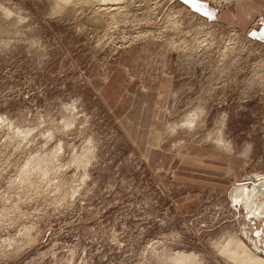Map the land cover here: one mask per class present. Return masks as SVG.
Returning <instances> with one entry per match:
<instances>
[{
  "label": "rangeland",
  "instance_id": "374dc122",
  "mask_svg": "<svg viewBox=\"0 0 264 264\" xmlns=\"http://www.w3.org/2000/svg\"><path fill=\"white\" fill-rule=\"evenodd\" d=\"M97 1L0 0V264H264V43Z\"/></svg>",
  "mask_w": 264,
  "mask_h": 264
},
{
  "label": "crops",
  "instance_id": "0c3cea01",
  "mask_svg": "<svg viewBox=\"0 0 264 264\" xmlns=\"http://www.w3.org/2000/svg\"><path fill=\"white\" fill-rule=\"evenodd\" d=\"M189 1L195 9L208 15L210 19L218 20L244 33L247 32L251 39L264 43V0H238L235 5L227 6L223 10L210 7L204 2ZM233 176L237 177V171ZM187 257L192 258V256Z\"/></svg>",
  "mask_w": 264,
  "mask_h": 264
},
{
  "label": "bare ground",
  "instance_id": "6f19581e",
  "mask_svg": "<svg viewBox=\"0 0 264 264\" xmlns=\"http://www.w3.org/2000/svg\"><path fill=\"white\" fill-rule=\"evenodd\" d=\"M56 1H58V3L57 2H55V4L56 5H61V3H67L69 0H56ZM97 1V0H96ZM131 1V0H130ZM138 1V0H137ZM144 1V0H143ZM151 1V0H150ZM87 2H88V0H87ZM97 2H99V4L100 5H104V6H107V9L108 8H110L109 7V5H111L112 6V8H113V6H115V5H120L121 3H122V5L124 4L123 2H125V0H98ZM97 2H96V4H97ZM127 3H128V1H127ZM132 3V2H131ZM99 4H97V6L99 5ZM129 4V3H128ZM133 4V3H132ZM125 6L127 7V5L125 4ZM58 7V6H57ZM101 8H102V6H101ZM116 8V7H115ZM113 9L112 11H115V10H119L120 8H122V7H118L119 9ZM154 8V7H153ZM103 9H105V8H103ZM102 9V11H106V10H103ZM124 9V8H123ZM122 9V10H123ZM61 10V9H60ZM101 11V10H100ZM108 12V11H107ZM120 12H122V11H120ZM90 13V12H89ZM10 14V13H9ZM106 14V13H105ZM107 14H110V13H107ZM111 15V14H110ZM113 15H115V14H113ZM174 26V25H173ZM163 31V30H162ZM165 31V30H164ZM163 31V32H164ZM161 32V31H160ZM147 33V32H146ZM142 34H140V32H139V36H141ZM146 35V34H145ZM148 35V34H147ZM146 35V36H147ZM153 35V34H152ZM142 37V36H141ZM149 37V35L147 36V38ZM136 38V37H135ZM140 38V37H139ZM182 43V42H181ZM176 47V46H175ZM88 152V151H87ZM81 155V154H80ZM83 155V154H82ZM84 157H86V156H84ZM81 158V157H80ZM73 159H75V158H73ZM77 161V160H76ZM78 161H79V159H78ZM74 163H76L75 162V160H74ZM80 163V162H79ZM76 164H78V163H76ZM83 164V163H82ZM43 170H44V168H43ZM60 171V170H59ZM50 172V171H49ZM48 173V172H47ZM45 178H46V176H45ZM245 185H251L249 188H241V186H245ZM238 188H241V189H239V190H237V196H234L235 195V192H234V194H233V198H232V200H233V203L235 204V205H238L239 206V208L240 207H244L243 206V204L245 205V203L247 202H245V201H243V202H239V198H241L242 199V197L243 196H245L246 195V193L249 195V197L251 198V202H250V205H251V207L254 205V203H257V201H261V199H264V177H257V180L256 181H253V180H251V181H248V182H246V183H243V184H237L236 185ZM236 189V187H234V190ZM233 190V191H234ZM238 198V199H237ZM240 203H243V204H240ZM262 203L264 204V201H262ZM15 208V207H14ZM256 208V207H255ZM17 210V209H16ZM248 211H249V213H247L246 215H247V217L248 218H250L251 216H252V214L254 213V212H252V210L249 208L248 209ZM257 215H258V219L259 218H263L264 217V205H262L261 207H260V211H259V213L258 212H255ZM261 235V234H260ZM25 244V243H24ZM175 258H177V257H175ZM191 259V261H193L194 262V259L193 258H189V257H187V256H182V257H178V261L179 262H183L184 261V259ZM174 260H176V259H174ZM182 260V261H181ZM179 262H178V264H179ZM188 262V261H187ZM176 263V262H175Z\"/></svg>",
  "mask_w": 264,
  "mask_h": 264
},
{
  "label": "clouds",
  "instance_id": "9594fccd",
  "mask_svg": "<svg viewBox=\"0 0 264 264\" xmlns=\"http://www.w3.org/2000/svg\"><path fill=\"white\" fill-rule=\"evenodd\" d=\"M221 115L226 117L227 114H221ZM226 143L228 144V149H229L230 151H231V150H234V145H233V143H232L231 140L226 141ZM253 147H254V146H253L251 143H247V142L244 143V144L242 145L240 151H239V156H240L241 158H244V157L250 155L251 152L253 151Z\"/></svg>",
  "mask_w": 264,
  "mask_h": 264
},
{
  "label": "water",
  "instance_id": "95a60500",
  "mask_svg": "<svg viewBox=\"0 0 264 264\" xmlns=\"http://www.w3.org/2000/svg\"><path fill=\"white\" fill-rule=\"evenodd\" d=\"M251 177H252V176L248 177L247 180H245L244 182H247L248 179H250ZM244 182H238V183H239V184H240V183L242 184V183H244ZM232 189H233V188H232ZM231 191H232V190H231ZM230 194H231V192H230ZM230 199H231V197H230Z\"/></svg>",
  "mask_w": 264,
  "mask_h": 264
}]
</instances>
